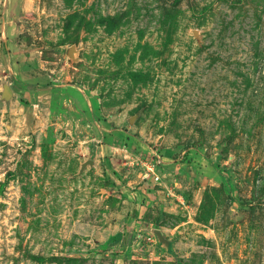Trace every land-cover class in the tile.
<instances>
[{
    "label": "rangeland",
    "instance_id": "rangeland-1",
    "mask_svg": "<svg viewBox=\"0 0 264 264\" xmlns=\"http://www.w3.org/2000/svg\"><path fill=\"white\" fill-rule=\"evenodd\" d=\"M0 264H264V0H0Z\"/></svg>",
    "mask_w": 264,
    "mask_h": 264
},
{
    "label": "water",
    "instance_id": "water-1",
    "mask_svg": "<svg viewBox=\"0 0 264 264\" xmlns=\"http://www.w3.org/2000/svg\"><path fill=\"white\" fill-rule=\"evenodd\" d=\"M73 53H74V49H73V47H70V48L67 49V51H66V55H67L69 58H71V59H74V57H73ZM3 95H4L5 97L10 96L11 93H10L9 89H5V90L3 91ZM131 121H132V119L129 120L130 123H131ZM86 166H93V161H92V160H87V161H84L83 163H81V165H80V169H79V174L85 169ZM153 232H154V234L156 235L158 241H159L160 243H163L164 245L167 246V241L163 238V235L161 234V232H160L159 230H154Z\"/></svg>",
    "mask_w": 264,
    "mask_h": 264
},
{
    "label": "built area",
    "instance_id": "built-area-1",
    "mask_svg": "<svg viewBox=\"0 0 264 264\" xmlns=\"http://www.w3.org/2000/svg\"><path fill=\"white\" fill-rule=\"evenodd\" d=\"M144 166L146 167V170H149V168L144 164Z\"/></svg>",
    "mask_w": 264,
    "mask_h": 264
}]
</instances>
